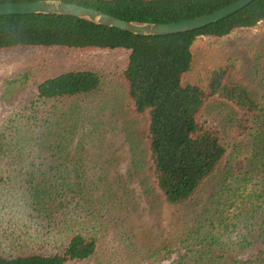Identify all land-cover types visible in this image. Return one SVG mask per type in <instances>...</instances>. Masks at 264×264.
<instances>
[{
	"label": "trees",
	"instance_id": "obj_1",
	"mask_svg": "<svg viewBox=\"0 0 264 264\" xmlns=\"http://www.w3.org/2000/svg\"><path fill=\"white\" fill-rule=\"evenodd\" d=\"M15 1L35 0L0 3ZM63 1L150 23L192 18L234 0ZM262 20L264 0H252L198 29L166 35H137L58 13L10 14L0 16V50L124 51L125 62L116 76L134 112L146 115L143 142L138 140L144 155L139 159L132 155L129 176L144 189L154 185L162 201L172 206L203 193L208 183L214 182L216 188L197 215L185 222L180 237L161 248V256L168 260L173 251L168 248L174 245L177 255L172 264H264V105L242 85L225 82L224 67L212 69L203 87L183 81L193 62L195 38L221 37ZM105 78L98 70L83 68L36 81L30 100L13 109L0 132V159L14 150L15 161L26 158L33 165L24 173L32 212L45 216L51 229L65 227L48 252L26 248L5 252L0 247V264H67L95 253L96 237L82 216L107 207L101 200L104 177L95 171L94 183V174L82 167V154L100 147V122L81 118L76 101L98 92ZM8 82L24 84L18 78ZM207 106L215 110L211 121L201 119ZM38 111L45 114L38 116ZM239 188L244 203L227 219L224 209L214 206L215 196L233 195Z\"/></svg>",
	"mask_w": 264,
	"mask_h": 264
},
{
	"label": "rangeland",
	"instance_id": "obj_2",
	"mask_svg": "<svg viewBox=\"0 0 264 264\" xmlns=\"http://www.w3.org/2000/svg\"><path fill=\"white\" fill-rule=\"evenodd\" d=\"M191 51L193 62L183 81L203 87L212 69L224 67L225 82L242 85L264 105V20L252 28L234 29L221 37L198 36ZM124 62L122 50L42 47L0 50V132L8 125L13 109L30 100L36 81L67 69L92 68L106 75L101 89L78 99L76 107L81 118L100 122V147L87 148L82 154V167L94 174V183L97 176L94 172L103 173L100 184L105 196L101 200L107 207L97 208L87 218L82 216L84 225L96 237L95 253L67 264H172L177 255L175 246L168 248L173 249L168 260L161 256V248L180 237L185 222L197 215L202 201L216 189L214 182L208 183L203 193L185 204L172 206L162 201L154 185L147 184L149 188L144 189L135 177L129 176L132 155L136 159L144 155L138 140L141 137L143 142L146 115L134 112L116 76ZM14 78L24 84L6 83ZM50 104L45 105L50 108ZM214 112L209 106L203 108L201 119L211 121ZM14 155L12 150L0 159V247L5 252L8 248L10 252L22 248L48 252L55 245L53 241L63 236L65 227L51 229L45 216L32 212L24 173L33 165L26 158L15 161ZM244 197L239 188L233 195L215 196L214 206L224 209L225 217L231 219L240 211Z\"/></svg>",
	"mask_w": 264,
	"mask_h": 264
},
{
	"label": "water",
	"instance_id": "obj_3",
	"mask_svg": "<svg viewBox=\"0 0 264 264\" xmlns=\"http://www.w3.org/2000/svg\"><path fill=\"white\" fill-rule=\"evenodd\" d=\"M251 1L234 0L208 13L170 22L140 23L127 21L102 12L94 7L83 6L63 0L1 2L0 16L10 14L58 13L84 18L137 35H166L198 29L233 14Z\"/></svg>",
	"mask_w": 264,
	"mask_h": 264
}]
</instances>
